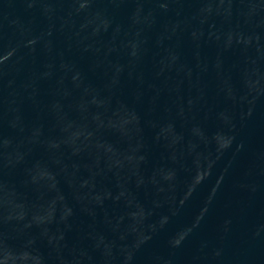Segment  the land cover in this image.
<instances>
[{"label": "water", "instance_id": "1", "mask_svg": "<svg viewBox=\"0 0 264 264\" xmlns=\"http://www.w3.org/2000/svg\"><path fill=\"white\" fill-rule=\"evenodd\" d=\"M0 264H264V0H0Z\"/></svg>", "mask_w": 264, "mask_h": 264}]
</instances>
